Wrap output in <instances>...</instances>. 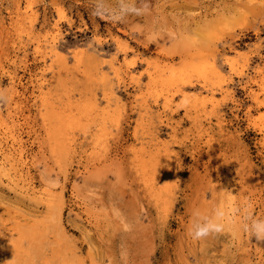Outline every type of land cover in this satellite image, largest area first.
<instances>
[{
	"label": "rangeland",
	"instance_id": "1",
	"mask_svg": "<svg viewBox=\"0 0 264 264\" xmlns=\"http://www.w3.org/2000/svg\"><path fill=\"white\" fill-rule=\"evenodd\" d=\"M93 3L0 0V264H264L243 230L264 220V0L115 25ZM221 205L235 223L194 241Z\"/></svg>",
	"mask_w": 264,
	"mask_h": 264
},
{
	"label": "clouds",
	"instance_id": "2",
	"mask_svg": "<svg viewBox=\"0 0 264 264\" xmlns=\"http://www.w3.org/2000/svg\"><path fill=\"white\" fill-rule=\"evenodd\" d=\"M152 8L151 0H115V3H109V0H94L91 15L97 17L106 23L123 24L129 17H142L150 14ZM7 88H0V103L7 105L10 97L7 95ZM251 208V205H248ZM238 209H226L219 206L215 209L213 215H203L195 212V222L190 229V235L194 241H202L213 235H220L235 223V214ZM246 223L243 230L251 237H255L257 242H264V220L255 217L250 211L245 213ZM121 259L125 260V254L121 252Z\"/></svg>",
	"mask_w": 264,
	"mask_h": 264
},
{
	"label": "bare ground",
	"instance_id": "3",
	"mask_svg": "<svg viewBox=\"0 0 264 264\" xmlns=\"http://www.w3.org/2000/svg\"><path fill=\"white\" fill-rule=\"evenodd\" d=\"M32 7H33V6H32ZM32 7H31V8H32ZM31 8H30V9H31ZM31 10H32V9H31ZM25 12H27V11H25ZM25 12H24V14H25ZM28 12L31 13L30 11H28ZM28 12H27V13H28ZM27 13H26V14H27ZM29 13H28V14H29ZM29 15H31V14H29ZM32 16H33V15H32ZM23 17H24V16H23ZM27 17H28V15H27ZM27 17L24 18V19H27ZM31 19H32V18H31ZM51 26H52V25H51ZM53 26H54V25H53ZM55 27H56V26H55ZM50 30H51V29H50ZM52 31H53V30H52ZM50 32H51V31H50ZM95 33H96V32H95ZM96 35H97V34H96ZM98 35H99V34H98ZM36 46H38V45H36ZM36 48H40V47H36ZM80 48H81V47H80ZM82 48H83V47H82ZM53 51H54V50H53ZM76 51H77V50H76ZM80 51H81V50H80ZM82 51H83V50H82ZM46 53H47V52H46ZM78 53H79V52H78ZM87 53H88V52H87ZM61 54H63V53H61ZM82 54H83V53H82ZM88 54H89V53H88ZM88 54H87V55H88ZM55 55H56V54H55ZM78 56H79V55H78ZM78 56H77V57H78ZM81 56H82V55H81ZM78 58H79V57H78ZM228 61H229V60H228ZM43 63H44V62H43ZM48 63H49V62H48ZM94 63H95V61H94ZM193 63H194V62H193ZM212 63H214V62H212ZM229 63H230V62H229ZM173 64H174V63H173ZM191 64H192V63H190V65H191ZM113 65H114V64H113ZM157 65H158V64H157ZM92 66H93V65H92ZM158 66H159V65H158ZM158 66H157V67H158ZM187 66H188V65H187ZM43 67H44V66H43ZM47 67H48V66H47ZM114 67H115V65H114ZM210 67H211V66H210ZM212 67H214V65H212ZM88 68H89V66H88ZM121 68H122V67H121ZM46 69H47V68H46ZM46 69H45V70H46ZM148 69H149V68H148ZM158 69H159V68H158ZM161 69H162V68H161ZM174 69H175V68H174ZM185 69H186V68H185ZM188 69H189V68H188ZM191 69H192V68H191ZM191 69H189V70H191ZM61 70H62V69H61ZM64 70H65V69H64ZM84 70H85V69H84ZM88 70H89V69H88ZM88 70H87V71H88ZM128 70H129V69H128ZM149 70H150V69H149ZM159 70H160V69H159ZM164 70H165V69H164ZM217 70H218V69H217ZM217 70H216V71H217ZM40 71H41V70H40ZM82 71H83V70H82ZM87 71H86V72H87ZM160 71H162V70H160ZM160 71H159V72H160ZM83 72H85V71H83ZM150 72H151V71H150ZM150 72H149V73H150ZM153 72H154V71H153ZM162 72H163V71H162ZM173 72H174V71H173ZM175 72H176V71H175ZM180 72H181V71H180ZM201 72H202V71H200V73H201ZM204 72H205V71H204ZM80 73H82V72H80ZM116 73H117V72H116ZM130 73H131V72H130ZM132 73H134V72H132ZM163 73H166V72H163ZM200 73H199V74H200ZM205 73H206V72H205ZM210 73H211V72H210ZM218 73H219V71L217 72V74H218ZM220 73H221V72H220ZM138 74H139V73H138ZM147 74H148V73H147ZM166 74H167V73H166ZM182 74H183V73H182ZM196 74H197V73H196ZM202 74H203V73H202ZM81 75H82V74H81ZM85 75H86V73H85ZM87 75H88V74H87ZM89 75H92V74H89ZM133 75H134V74H132V75H130V76H133ZM158 75H159V74H158ZM158 75H157V76H158ZM180 75H181V74H180ZM207 75H208V73H207ZM116 76H117V78H119L118 75H116ZM119 76H120V75H119ZM137 76H138V75H137ZM177 76H178V75H177ZM181 76H182V75H181ZM191 76H192V75H191ZM194 76H195V75H194ZM209 76H211V75H208V77H209ZM221 76H222V75H221ZM42 77H43V76H42ZM94 77H95V76H94ZM167 77H168V76H167ZM43 78H44V77H43ZM101 78H103V76H102ZM121 78H122V77H121ZM150 78H151V77H149L148 79H150ZM165 78H166V77H165ZM179 78H180V76H179ZM184 78H186V77H184ZM211 78H212V77H211ZM215 78H216V77H215ZM154 79H155V78H154ZM200 79H202V77H201ZM228 79H229V77L227 78V80H228ZM41 80H42V79H41ZM49 80H50V79H49ZM152 80H153V78H152ZM152 80H151V81H152ZM156 80H157V79H156ZM162 80H163V79H162ZM202 80H203V79H202ZM222 80H223V79H222ZM224 80H225V79H224ZM43 81H44V80H43ZM154 81H155V80H154ZM159 81H160V80H159ZM163 81H164V80H163ZM167 81H168V80H167ZM173 81H174V80H173ZM204 81H205V80H204ZM207 81H208V80H207ZM41 82H42V81H41ZM152 82H153V81H152ZM152 82H151V83H152ZM155 83H156V81H155ZM163 83H164V82H163ZM165 83H167V82H165ZM199 83H200V82H199ZM172 84H173V83H172ZM155 85H156V84H155ZM160 85H161V84H160ZM165 85H166V84H165ZM170 86H171V85H170ZM177 86H178V85H177ZM47 87H48V86H47ZM155 87H156V86H155ZM166 88H167V87H166ZM159 89H160V88H159ZM162 90L165 91V88L162 89ZM162 90H159V91L161 92ZM151 91H155V90H151ZM157 91H158V90H157ZM184 91H185V90H184ZM39 92H40V94H41V91H39ZM66 93H67V92H66ZM166 93H167V92H166ZM40 94H39V95H40ZM42 94H43V93H42ZM154 94H155V93H154ZM164 94H165V93H164ZM43 95H44V94H43ZM168 95H169V94H168ZM203 95H204V93H203ZM208 95H209V94H208ZM208 95H207V96H208ZM212 95H213V94H212ZM212 95L210 94L209 96H212ZM44 96H45V95H44ZM213 96H214V95H213ZM213 96H212V97H213ZM46 97H47V96H46ZM151 97H152V96H151ZM168 97H169V96H168ZM44 98H45V97H44ZM73 98H74V97H73ZM84 98H85V97H84ZM207 98H208V97H207ZM69 99H70V98H69ZM81 99H82V98H81ZM81 99H80V100H81ZM84 100H85V99H84ZM153 100H154V99H153ZM153 100H152V101H153ZM162 100H164V99H162ZM42 101H43V100H42ZM66 101H67V100H66ZM82 101H83V100H82ZM164 101H166V100H164ZM78 102H80V101H78ZM78 102H77V103H78ZM69 103H70V102H69ZM73 103H76V100H75L74 102H72V104H73ZM83 103H85V102L83 101ZM151 103H152V102H151ZM154 103H155V102H154ZM196 103H197V101H196ZM200 103H202V102H200ZM79 104H80V103H79ZM79 104H78V105H79ZM44 105H45V104H44ZM61 105H62V104H61ZM68 105L70 106V104H68ZM73 105H74V104H73ZM75 105H77V104H75ZM83 105H84V104H83ZM83 105H82V106H83ZM165 105H166V104H165ZM165 105H164V106H165ZM42 106H43V105H42ZM80 106H81V105H80ZM80 106H79V107H80ZM44 107H45V106H44ZM70 107H71V106H70ZM87 107H88V106H87ZM70 109H71V108H70ZM77 109H78V107H77ZM45 110H46V109H45ZM70 112H71V111H70ZM142 112H143V111H142ZM46 114H49V113H46ZM58 114H60V113L57 112V115H58ZM50 119H51V117H50ZM68 121H69V120H68ZM49 126H51V125H49ZM49 126H48V127H49ZM69 126H70V125H69ZM52 127H53V126H52ZM52 127H51V128H52ZM54 127H55V126H54ZM57 127H58V124H57ZM57 127H56V129H58ZM141 127H142V126H141ZM51 128H50V129H51ZM69 128H70V127H69ZM135 128H136V127H135ZM143 128H144V127H143ZM260 128H261V127H259V129H260ZM47 129H49V128H47ZM8 130H9V129H8ZM51 131H52V130H51ZM54 131H55V129L53 130V132H54ZM5 132H6V131H5ZM10 132H11V131H10ZM48 132H49V131H48ZM58 132H59V131H58ZM134 132H135V131H134ZM3 133H4V132H3ZM7 133H8V132H7ZM61 133H62V132H61ZM61 133H60V134H61ZM144 133H145V132H144ZM5 134H6V133H5ZM8 134H9V133H8ZM9 135H10V134H9ZM56 135H57V134H56ZM58 135H59V134H58ZM69 136H70V135H69ZM263 137H264V136H263ZM263 137H262V138H263ZM71 138H72V137H71ZM14 139H15V138H14ZM14 139H13V140H14ZM16 139H17V138H16ZM56 139H57V137H56ZM158 139H159V138H158ZM51 140H52V139H51ZM53 140H54V137H53ZM161 140H162V139H161ZM57 141H59V140H57ZM156 141H157V139H156ZM162 141H163V140H162ZM53 142H54V141H53ZM55 142H56V141H55ZM60 142H61V141H60ZM60 142H59V143H60ZM151 142H152V141H151ZM158 142H159V141H158ZM49 143H50V142H49ZM57 143H58V142H57ZM59 143H58V144H59ZM71 143H72V142H71ZM58 144H56V145H58ZM61 144H62V143H61ZM161 144H162V143H161ZM161 144H160L159 146H161ZM50 145H52V144H50ZM54 145H55V144H54ZM67 145H68V144H67ZM142 145H144V144H142ZM152 145H153V144H152ZM163 145H164V143L162 144V147H164ZM60 146H61V145H60ZM156 146H157V145H156ZM159 146H157V147H159ZM52 147H55V148H56L57 146H52ZM144 147H145V146H144ZM62 148H63V145H62ZM146 148H148V147H146ZM150 148H151V147H150ZM142 149H143V148H142ZM164 149H165V148H164ZM52 150L55 151L54 148H53ZM58 150H59V149H57V151H58ZM60 150H61V149H60ZM143 150H144V149H143ZM165 150H166V149H165ZM20 151H21V150H20ZM163 151H164V150H163ZM149 152H150V150H149ZM155 152H156V151H155ZM155 152H154V153H155ZM158 152H161V151L159 150ZM164 152H166V151H164ZM164 152H163V154H165ZM152 153H153V152H151V154H152ZM151 154H150V155H151ZM157 154H158V153H157ZM160 154H162V152L159 153L158 155H160ZM163 154H162V155H163ZM150 155H149V156H150ZM158 155H156V156H157V159L159 158V161H156V160H157V159H156V160H155L156 162H160V157H162V156L159 157ZM165 155H166V154H165ZM141 156H142V155H141ZM152 156H153V155H152ZM154 156H155V155H154ZM154 156L152 157L153 159L150 157V158L153 160V162H154V158H156V157H154ZM163 156H164V155H163ZM165 158H167V157H165ZM165 158H163V160H165ZM148 160H150V159H148ZM163 160H162L161 162H163ZM153 162H152V163H153ZM156 162L153 163L155 166H156V164H155ZM149 163L151 164V162H149ZM159 164H160V163H159ZM161 164H162V163H161ZM154 165H153V166H154ZM150 167L152 168V166H150ZM160 167H161V165H160ZM159 171H160V170H159ZM163 172H164V171H163ZM146 175H147V174H146ZM164 176H165V175H164ZM155 180H156V179H155ZM56 224H57V223H56ZM48 245H49V244H48ZM60 264H69V263L66 262V260H65L64 258H60Z\"/></svg>",
	"mask_w": 264,
	"mask_h": 264
}]
</instances>
